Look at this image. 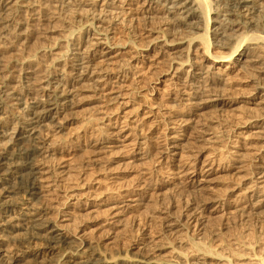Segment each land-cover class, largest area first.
Masks as SVG:
<instances>
[{
  "label": "rangeland",
  "instance_id": "obj_1",
  "mask_svg": "<svg viewBox=\"0 0 264 264\" xmlns=\"http://www.w3.org/2000/svg\"><path fill=\"white\" fill-rule=\"evenodd\" d=\"M93 3L90 13L63 8L53 21L17 16L23 23L15 34L30 22L34 30L19 46L26 45L37 55L63 54L56 65L73 56L74 50L65 51L64 40L83 43L93 24L107 26L103 32L109 37V46L97 42L87 49L89 69L101 80L65 76L72 91L71 107L60 128L44 130L51 151L37 165L40 202L48 217L71 240L83 241L96 253L127 255L130 261L138 257L174 262L175 246L192 264H228L225 257L187 244L189 238L209 233L207 229H221L222 238L212 243L215 250L227 254L233 249L234 264H260L264 211L256 207L264 200V108L256 83L263 82L264 68L256 64L244 71L237 63L213 61L210 53L226 52L215 42L210 53L203 52L198 39L187 50L191 30L181 26L179 31H162L175 24L146 18L142 0ZM217 4L220 7L211 16L231 8L230 0ZM98 16L107 20L95 19ZM243 30L237 25L230 38ZM161 32L165 35L158 37ZM187 57L191 61L181 63ZM52 65L47 69L52 71ZM23 66L15 72L18 84ZM196 67L210 72L215 81L213 106L188 100L192 88L184 81V70ZM42 80L38 83L45 84ZM22 115L21 106L7 105L0 121L11 124L20 118L21 124ZM101 134L106 141L96 148L87 145ZM172 225L176 228L169 230ZM18 237L13 242L6 238L4 246L22 260L26 240L23 234ZM33 244L31 252L43 253V261L34 264L68 259L49 254L45 244Z\"/></svg>",
  "mask_w": 264,
  "mask_h": 264
},
{
  "label": "bare ground",
  "instance_id": "obj_2",
  "mask_svg": "<svg viewBox=\"0 0 264 264\" xmlns=\"http://www.w3.org/2000/svg\"><path fill=\"white\" fill-rule=\"evenodd\" d=\"M142 2L145 3L143 13L146 18L152 21L157 18L165 19L175 24L163 28L162 31H179L181 26L191 30L192 34L187 39V50L190 42L198 39L203 52L210 53V46L215 42L218 48L225 49L226 52L210 53L213 61L237 63L236 66L244 71L256 64L264 68V0H230L231 8H224L217 16H211L213 10L220 7L217 0L215 3L214 0H142ZM164 2L170 6L164 5ZM212 4L216 7L214 8ZM93 5V0H0V113L5 114L7 105L21 106L23 112L21 124L20 118L11 124L0 121V264H19L20 261H22L20 264L42 262L43 253L31 252V243L45 244L49 254L56 252L61 258L63 255H68L66 261L63 263L56 261L55 264L66 262L67 264H192L182 248L175 246L172 247V250H177L174 262L138 257L130 261L127 255L121 257L96 253L82 244L83 241L71 240L60 232L58 224L48 217V211L40 202L38 185L40 172L37 161L49 156L51 151L44 142L43 133L49 126L60 128L61 119L71 107L72 91L65 76L71 75L73 79H77L76 81L101 80V76L94 78L93 69H89L91 63L87 59V49L97 42L109 46L107 45L109 37L103 32L106 31L107 26L100 25L98 28L99 26L89 22L93 24L92 32L85 35L83 43L79 41L67 43L68 41L64 40L65 51L70 49L72 53L74 50L73 56L69 62L56 65V62L61 61L63 54L46 55L44 52L41 53L43 50L41 48V54L37 55L36 52L29 51L26 45L19 46L29 41L34 30L30 27L33 22H30L28 28L26 26L24 31L15 34L23 23L17 16L19 13H24L31 21H39L41 17L53 21L59 18L63 8L81 14L92 12ZM160 13L162 15H159ZM95 19H100L102 22L107 20L99 16ZM118 19L120 17L116 20ZM237 25L244 30L232 39L230 31ZM249 27L261 30L249 32ZM211 31L213 34L210 33ZM95 34H103V36L94 38ZM164 35L161 32L158 37ZM212 37L214 41H211ZM186 53L188 55V51ZM40 56H46L49 60L41 62L38 59L36 62ZM184 61L191 59L187 57L181 60V63ZM50 63L53 64L52 71L47 69ZM21 64L25 66L20 67L23 74L22 81L18 84L15 72ZM190 67L195 66L190 65ZM173 69L177 70V67ZM184 73V81H189L192 88L188 100H193V103L202 106L215 105L214 98L217 96L213 86L215 81L212 80L210 72L196 67L192 70H184ZM41 79L45 84L38 83ZM256 87L257 98L264 108V79L263 82H257ZM104 141L106 138L101 134L87 145L96 148ZM142 143L146 147L145 139ZM186 191L187 188H180V192ZM256 210L264 211V200L257 205ZM170 227L169 230H172L176 225ZM207 230L209 233L204 234L200 239L189 238L187 242L189 247L196 251L225 257L228 264H234L231 260L233 249L231 253L229 251L225 254L212 247L214 241L222 238L224 231L221 229L216 231V228ZM210 232L214 233L210 234ZM19 234H23L26 240V245L20 253L22 260L10 255L4 246L6 238L13 242L19 238ZM74 256L77 258L72 259ZM259 256L260 264H264V255Z\"/></svg>",
  "mask_w": 264,
  "mask_h": 264
}]
</instances>
